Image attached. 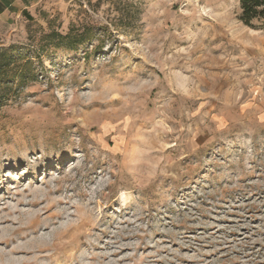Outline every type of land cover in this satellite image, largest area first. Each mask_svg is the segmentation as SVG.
<instances>
[{
  "label": "rangeland",
  "instance_id": "374dc122",
  "mask_svg": "<svg viewBox=\"0 0 264 264\" xmlns=\"http://www.w3.org/2000/svg\"><path fill=\"white\" fill-rule=\"evenodd\" d=\"M239 1L0 19L21 58L0 87V264H264V24Z\"/></svg>",
  "mask_w": 264,
  "mask_h": 264
},
{
  "label": "trees",
  "instance_id": "16d2710c",
  "mask_svg": "<svg viewBox=\"0 0 264 264\" xmlns=\"http://www.w3.org/2000/svg\"><path fill=\"white\" fill-rule=\"evenodd\" d=\"M239 8V20L244 26L257 29L258 26L264 24V0H240ZM70 37L71 36L69 34L66 36L54 34V38L60 42L70 40ZM90 39L91 37H88L85 33H82L79 36H75L72 46L83 44L88 42ZM11 59L12 57L8 56L5 52L0 51V87H12L11 80H3L2 76L7 72L12 71V67L16 66L17 62L21 61V58H17V61ZM26 65L31 66L30 60H26L23 67ZM15 73L20 83L31 75L30 72H25L23 69L19 70L18 72L15 71Z\"/></svg>",
  "mask_w": 264,
  "mask_h": 264
},
{
  "label": "crops",
  "instance_id": "0c3cea01",
  "mask_svg": "<svg viewBox=\"0 0 264 264\" xmlns=\"http://www.w3.org/2000/svg\"><path fill=\"white\" fill-rule=\"evenodd\" d=\"M30 0H0V19L8 18L9 15H18L24 11L26 3ZM32 4H35L33 0Z\"/></svg>",
  "mask_w": 264,
  "mask_h": 264
},
{
  "label": "bare ground",
  "instance_id": "6f19581e",
  "mask_svg": "<svg viewBox=\"0 0 264 264\" xmlns=\"http://www.w3.org/2000/svg\"><path fill=\"white\" fill-rule=\"evenodd\" d=\"M52 218H53V216H52ZM36 225H38V223H37V220L35 219V220L30 221L26 225V227H23L22 229H19L18 231L19 232H22V231H30V232H33V229L37 227ZM34 248H36V246Z\"/></svg>",
  "mask_w": 264,
  "mask_h": 264
}]
</instances>
